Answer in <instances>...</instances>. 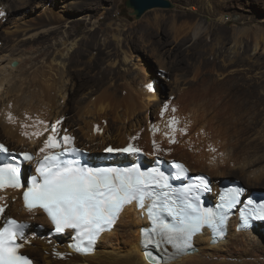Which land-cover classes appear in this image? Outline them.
Listing matches in <instances>:
<instances>
[{
  "label": "rangeland",
  "instance_id": "374dc122",
  "mask_svg": "<svg viewBox=\"0 0 264 264\" xmlns=\"http://www.w3.org/2000/svg\"><path fill=\"white\" fill-rule=\"evenodd\" d=\"M39 1L46 4V0H30L28 6L22 7L14 0H3L8 7L20 8L9 14L0 10V55L9 53L17 43L22 44L25 53L48 55L66 63L76 74L69 86L74 83L77 89L69 104L70 115L75 119L71 123L66 121L69 128L77 125V106L81 100L86 98L90 102L103 94L109 98L105 104L113 108L103 114L106 125L112 127L107 133L103 126L109 143L105 145L118 146L124 137V129L120 127L127 123L132 134L120 146L138 141L140 135L136 133H150L149 118L156 121L163 109L169 108L172 114L183 109L187 115L194 108L199 110L203 123L196 133L185 137L184 146L172 148L168 153L171 157L195 166L194 153L198 149L207 152L199 138L202 133L213 132L235 157L256 164L251 168L257 172L264 171V43L261 41L264 0H171L174 9L151 10L142 18L133 16L128 0H55V11L36 7ZM49 27L57 28L34 40H25L27 34ZM62 40L76 43L65 57L58 54ZM130 49L137 57L129 64L124 62V57ZM143 67L158 84L162 106L160 101V108L155 109L152 117L141 108L133 117L128 107L132 101L124 89L144 80ZM145 78L150 82L151 76ZM83 85L87 88H80ZM87 96H91L89 100ZM55 111L62 109L58 105ZM139 120L144 129L140 130ZM78 127L77 146L92 145ZM3 133L0 130V140L9 142ZM9 146L14 147L11 143ZM158 156L167 158V153L158 152ZM242 164H236L233 170L228 169L222 178L214 180H240L246 188L264 192L263 184L250 183L240 173ZM196 168L203 173L208 171L206 166ZM252 184L256 187L252 188ZM32 249L37 250V244ZM24 253L37 261L30 250L25 249Z\"/></svg>",
  "mask_w": 264,
  "mask_h": 264
},
{
  "label": "bare ground",
  "instance_id": "6f19581e",
  "mask_svg": "<svg viewBox=\"0 0 264 264\" xmlns=\"http://www.w3.org/2000/svg\"><path fill=\"white\" fill-rule=\"evenodd\" d=\"M14 1L22 7H26L30 3V0ZM50 2L52 3L49 7ZM55 2V0H46V4L43 5V2L40 3L39 1L40 5L36 7H46L55 11ZM17 9L12 5L8 7L3 0H0V10L3 13L9 14ZM56 28H44L39 32L27 34L25 40H34L41 34L55 31ZM21 41L23 42V40ZM261 41L264 43L263 34ZM15 44L9 53L0 55V130L2 133L4 132L3 134L9 140V142L3 143L6 145L11 143L14 146L11 148L12 150L32 151L38 157H41L42 154L39 149L44 146L47 137L52 135L51 128L53 124L57 128L56 137H61V139L65 135L72 137V146L78 145V135L75 132L78 125V129L81 130L83 135L92 141V145L84 144L81 147L91 150V153L96 156L104 153L109 146L117 149L126 147L120 146V144L127 143L129 135L132 134L129 123L124 127H120L124 129V132H122L124 137L118 146L105 145L109 144L106 131L108 133L112 127L106 125L103 114H106L109 110L112 111L113 108L109 109L108 105L105 104L109 98L104 94L92 98L90 102L86 101V98L81 100L79 106H77V115H79L77 125L70 127V129L68 127L70 124L67 123L66 125V121L71 123L75 120L74 116L70 115L69 104L72 101V96L77 94V89L74 83L69 86V81L76 78V74L67 67L66 63L59 62L56 57L51 59L48 55L40 57L37 54H28L21 49L20 45L22 44ZM70 46H76V43L62 40L61 46L58 48L59 56L69 55L73 50V47ZM136 57V53L130 49L126 52L124 62L130 64ZM14 63H17V65H14ZM142 72L145 77L147 75L151 76L150 82L145 80L148 77H143L144 80L139 85L129 84L124 89V94L131 98L132 102H130V99L128 100L131 103L128 106L131 109L129 111L131 114L134 115L135 111L141 108L142 111L152 117L155 109L160 108V101L162 106V97L160 90L158 91L156 83H154L153 74L144 67L141 69V74ZM80 88L86 89L87 86L83 85ZM90 97H88V100ZM58 105L62 109L60 112L55 111ZM123 107L125 106L123 105ZM172 113L169 108H165L156 121L149 118L148 129L150 133H136L140 136L138 141H134L135 143L132 145L138 147L140 151L146 152V155L150 157L158 156V152H164L167 153V159H175L168 153L177 145L182 144L184 146L185 137L194 132L203 122L200 118L202 115L199 116V110L194 108L187 115L183 114L185 113L183 109L178 110L176 114ZM115 114L117 113L115 112ZM62 117L64 121H60ZM96 118L97 121L94 120ZM173 120L176 123H171ZM96 125H100V127H96ZM139 125L141 130L143 126L140 120ZM103 126H105L106 131H103ZM180 127L184 128L180 130ZM212 133H202V137L199 138L200 143L207 148V152L198 149V152L194 153L195 166H192L186 160L180 161L186 163L193 173H203L196 166H206L208 168L206 173L212 176L213 180L215 177L222 178L228 169L233 170L236 164L243 163L240 167V173L243 174L246 180L250 183L264 185V171L257 172L251 168L256 164L241 161L238 157H235L232 150L219 140L221 137ZM173 139L175 142H171ZM64 146L66 147V145ZM131 156L134 157L135 155L131 154ZM217 182L214 180L215 185ZM255 185L252 184L251 187L254 188ZM250 189V193L254 192ZM0 206L4 207V215L0 220V224L8 217H15L30 221L34 225L42 224L46 229L51 227L42 211L33 210L29 212L24 208L21 191L2 190L0 192ZM150 227L151 221L144 211L134 207H126L123 209L113 230L104 233L100 237L97 247L90 252L92 253L90 255L84 256L74 253L69 246L71 240L69 234L60 238L49 239L45 236L46 231L43 232L44 234L36 236L34 228L29 232V239L25 240V249L30 250L31 254L36 257L37 261L33 260L35 264H151L141 245L143 230L150 229ZM211 239V234L206 232L195 235L192 240L195 252L181 255H177L175 250L168 245L167 254L174 257L170 264H264V225L249 231H239L237 225H231L226 238L221 242L212 243ZM34 244H37V250L32 249ZM43 251H48L50 255L44 254Z\"/></svg>",
  "mask_w": 264,
  "mask_h": 264
},
{
  "label": "snow or ice",
  "instance_id": "6c2138e0",
  "mask_svg": "<svg viewBox=\"0 0 264 264\" xmlns=\"http://www.w3.org/2000/svg\"><path fill=\"white\" fill-rule=\"evenodd\" d=\"M51 132L39 149L42 159L36 168L37 175L30 178L23 193L24 206L29 212L42 209L58 233L74 230L78 241L73 245L76 251L91 252L101 233L110 230L122 209L135 203L140 209H146L151 221V228L143 230L144 246L165 253L159 258L150 251L145 254L151 264H158V261L159 264H170L174 257L167 254L168 245L177 255L186 254L193 247V237L205 227L214 234H222L228 211L239 203V190H230L221 197L220 210L214 211L201 206L199 197L193 199L189 195L190 190L174 191L157 169L142 171L135 165L121 168L81 163L76 158L78 150L72 147L73 138L65 135L62 145L56 138L57 129L52 127ZM171 142H175L174 139ZM57 148L61 151H52ZM105 152L135 155L140 149L129 144L119 149L109 146ZM32 159L31 155L24 153L21 161L0 144V190L19 189L22 186L21 163ZM175 167L179 170L177 175L184 173L182 165ZM3 213L4 207L0 206V214ZM165 213L171 223L164 219ZM241 218L244 227L249 226L250 219L264 221V204L241 213ZM26 228L15 219L3 220L0 226V264H31L30 259L21 254L23 245L18 242L26 239Z\"/></svg>",
  "mask_w": 264,
  "mask_h": 264
},
{
  "label": "water",
  "instance_id": "95a60500",
  "mask_svg": "<svg viewBox=\"0 0 264 264\" xmlns=\"http://www.w3.org/2000/svg\"><path fill=\"white\" fill-rule=\"evenodd\" d=\"M175 5L171 0H128V9L133 11V16L143 17L148 11L154 9H174ZM17 65V63H14ZM235 181L234 179H231Z\"/></svg>",
  "mask_w": 264,
  "mask_h": 264
}]
</instances>
